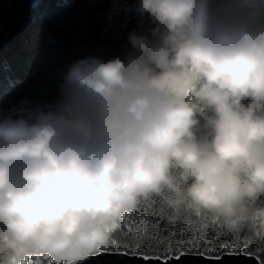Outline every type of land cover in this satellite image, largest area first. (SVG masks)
I'll use <instances>...</instances> for the list:
<instances>
[{"label": "clouds", "instance_id": "obj_1", "mask_svg": "<svg viewBox=\"0 0 264 264\" xmlns=\"http://www.w3.org/2000/svg\"><path fill=\"white\" fill-rule=\"evenodd\" d=\"M130 10L125 52L0 111V264L83 262L126 217L247 232L264 252V0Z\"/></svg>", "mask_w": 264, "mask_h": 264}, {"label": "trees", "instance_id": "obj_2", "mask_svg": "<svg viewBox=\"0 0 264 264\" xmlns=\"http://www.w3.org/2000/svg\"><path fill=\"white\" fill-rule=\"evenodd\" d=\"M135 2L0 0V111L20 100H52L68 67L77 60L125 52L128 32L139 26L138 17L130 10ZM149 219L131 218L132 234L122 229L110 251L161 258L181 253L217 257L253 248L247 232L235 238L224 234L212 237L207 234L213 228L221 232L216 226L198 234L182 219L151 218V225Z\"/></svg>", "mask_w": 264, "mask_h": 264}, {"label": "water", "instance_id": "obj_3", "mask_svg": "<svg viewBox=\"0 0 264 264\" xmlns=\"http://www.w3.org/2000/svg\"><path fill=\"white\" fill-rule=\"evenodd\" d=\"M76 264H260V260L256 255L246 252H225L217 257L198 253H181L161 258L123 251H109L98 254L96 257H89L83 262L77 261Z\"/></svg>", "mask_w": 264, "mask_h": 264}, {"label": "snow or ice", "instance_id": "obj_4", "mask_svg": "<svg viewBox=\"0 0 264 264\" xmlns=\"http://www.w3.org/2000/svg\"><path fill=\"white\" fill-rule=\"evenodd\" d=\"M153 223L152 219L150 218L149 219V225H151ZM169 225L166 223L164 225L165 229H167ZM181 228H183V224L180 225ZM121 228L128 234H132V230H133V223L131 221V217H126L123 224L121 225ZM173 231L175 232L176 230L173 229ZM207 235L209 236H212V237H215V236H218V235H222L221 232H218L215 228H213L212 232L211 233H208ZM201 240H203L205 237L204 236H200L199 237ZM195 242V241H194ZM211 242V241H210ZM245 252L247 254H253V248L252 247H249L247 249H245ZM256 255L259 256L260 258V264H264V252H260V253H256Z\"/></svg>", "mask_w": 264, "mask_h": 264}]
</instances>
